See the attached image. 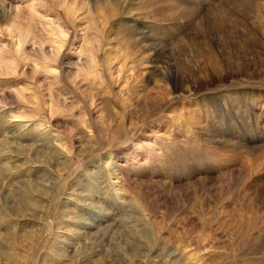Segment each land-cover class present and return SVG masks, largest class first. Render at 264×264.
Wrapping results in <instances>:
<instances>
[{
    "label": "rangeland",
    "instance_id": "rangeland-1",
    "mask_svg": "<svg viewBox=\"0 0 264 264\" xmlns=\"http://www.w3.org/2000/svg\"><path fill=\"white\" fill-rule=\"evenodd\" d=\"M0 264H264V0H0Z\"/></svg>",
    "mask_w": 264,
    "mask_h": 264
}]
</instances>
